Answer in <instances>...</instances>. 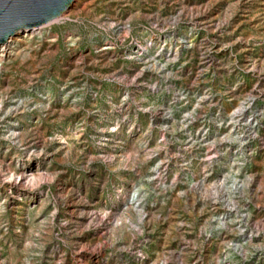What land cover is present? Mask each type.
<instances>
[{"label":"rangeland","instance_id":"obj_1","mask_svg":"<svg viewBox=\"0 0 264 264\" xmlns=\"http://www.w3.org/2000/svg\"><path fill=\"white\" fill-rule=\"evenodd\" d=\"M1 51L0 264H264V0H75Z\"/></svg>","mask_w":264,"mask_h":264},{"label":"water","instance_id":"obj_2","mask_svg":"<svg viewBox=\"0 0 264 264\" xmlns=\"http://www.w3.org/2000/svg\"><path fill=\"white\" fill-rule=\"evenodd\" d=\"M75 0H0V46L60 18Z\"/></svg>","mask_w":264,"mask_h":264},{"label":"bare ground","instance_id":"obj_3","mask_svg":"<svg viewBox=\"0 0 264 264\" xmlns=\"http://www.w3.org/2000/svg\"><path fill=\"white\" fill-rule=\"evenodd\" d=\"M68 11H69V10H68ZM64 14H65V13H64ZM64 14H63V15H64ZM55 20H56V19H55ZM53 21H54V20H53ZM51 22H52V21H51ZM48 24H49V23H48ZM41 27H42V26H41ZM36 30H37V29H36ZM32 31H34V30H32ZM26 32H27V31H23V32H21V33H18V34L15 35V36H20V35H22L23 33H26ZM29 32H30V31H29ZM15 36H14V37H15ZM14 37L10 38V39L7 41L8 43H7V45H6L5 47H3V46L1 45V46H2V47H1V50H2V49H6L7 46H9L10 41H12V40L14 39ZM3 45H4V44H3ZM1 50H0V53L3 52V51H1Z\"/></svg>","mask_w":264,"mask_h":264}]
</instances>
